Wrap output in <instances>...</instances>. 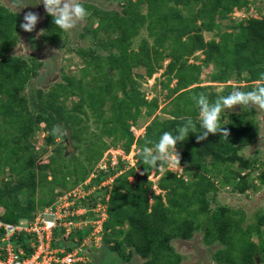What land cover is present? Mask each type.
Wrapping results in <instances>:
<instances>
[{"label":"trees","instance_id":"16d2710c","mask_svg":"<svg viewBox=\"0 0 264 264\" xmlns=\"http://www.w3.org/2000/svg\"><path fill=\"white\" fill-rule=\"evenodd\" d=\"M107 1L116 2L120 11L82 3L89 14L80 38H88L91 46L78 48L76 55L83 60L84 75L90 67L98 75L89 79L92 85L88 86L89 80L85 83L65 78V84L57 88H31L28 96L22 92L42 64L7 54L16 45L22 17L0 4V207L3 209L0 221L3 223L31 221L38 210L54 202V197L36 201L39 186L50 184L52 192L54 188L70 190L86 181L109 146L102 137L110 138V145L120 143L128 153L133 145L137 152L142 149L145 139L152 140L154 145L163 132L182 126L186 117L193 119L197 133L202 131L199 108L192 96L203 92L210 101L220 96L212 85H201L204 69L212 70L206 82L224 86L234 82L237 84L234 88L242 91L255 88L264 73V15L248 17L224 29L220 24L234 11H247L252 0ZM48 19L45 30L50 35L44 41L57 46L65 32L54 24L52 16ZM141 31L147 35L139 39L134 49L133 40ZM204 33H212L213 38L205 40ZM99 51L105 54L104 59ZM190 59L193 63H189ZM165 61L168 62L162 74L164 80L159 84L166 91V108H162L166 116L159 118L155 115L159 109L157 98L147 100L140 85L162 69ZM137 69L144 72L138 73ZM229 93L228 90L224 95ZM69 94L78 97L70 107L66 105ZM108 102L109 117L105 110ZM90 116L100 123V129L84 142L81 123ZM141 116L151 120L144 126V132L136 135L131 128ZM219 122L229 130L228 140L221 139L219 134H209L206 140L197 142L196 134L189 133L185 141L177 143L180 174L168 169L167 164L164 171L152 170L135 155L134 166L106 187L107 219L103 224L102 245L125 262L138 255L145 259L143 264H181L182 258L171 241H188L201 232L205 247L216 243L220 246L212 256L217 264L254 262L264 244L260 230L264 217L243 226V211L225 206L212 209L211 204L222 186H230L238 194L255 191L256 183L264 187V170L258 173L255 183L245 173L257 170L256 160L240 153L252 146L258 135L256 111L252 107L239 113L225 110ZM41 124L52 137H60L56 126L70 130L72 140L85 147L83 159L72 155L74 166L63 169L59 179L56 173L61 163H68L60 151L58 156L56 153L45 164L36 166L31 139ZM82 161L90 168L86 169ZM121 167L122 163L115 169L99 171L92 183L100 184ZM151 174L155 182L148 179ZM129 177L134 179L133 183ZM87 234L88 229H81L72 237H77L79 243ZM253 235L259 243L252 239ZM2 236L0 229V239ZM57 237L61 244L65 243L58 231L54 232V242ZM29 241L30 236L23 234L12 242L30 254ZM126 248L133 251L126 252Z\"/></svg>","mask_w":264,"mask_h":264},{"label":"rangeland","instance_id":"374dc122","mask_svg":"<svg viewBox=\"0 0 264 264\" xmlns=\"http://www.w3.org/2000/svg\"><path fill=\"white\" fill-rule=\"evenodd\" d=\"M81 3H90L94 4L98 8L102 9H108V10H116L120 11L119 5L114 2L111 3L107 0H80ZM23 3L27 4L25 8L20 9L17 6L16 0H0V4L6 7L9 11L14 13H19L22 17L23 22V16L25 12L32 11L39 15L38 23L36 24L34 30L32 32H25L20 28L18 33V39L16 42V45L12 47L8 51L9 56L18 57L21 59H24L28 61L29 63L31 60H36V62H40L42 64V67L38 70L37 76L32 79L29 84L25 87V90L22 92L23 95L28 96L31 93V88L36 89H52L57 88L59 84H65V78H71L74 80H83V82L87 83V81L91 77H98V75H95L94 70L92 67H90V70L84 75V63L81 58L76 55L77 49L82 48L86 49L91 46V42L88 38L81 39L80 35L84 30L85 21L78 22L76 27L73 28L70 31H64V39L57 45V46H51L47 45V43L44 41L45 36L50 35V31L45 30V24H48V16H51L46 13L44 6L42 3H40V0H23ZM264 15V0H252L247 11H234L227 20H223L220 22L223 29L225 26H233L234 24L238 23L240 20L246 19L248 17H255L258 18L260 16ZM95 25V24H94ZM147 33L145 31H141L140 36L133 40L132 47L135 49L138 41L141 37H146ZM205 40H210L213 38L212 33H204L203 34ZM23 44L25 48L23 47ZM101 52V51H99ZM101 58H105V54L103 52L99 53ZM102 54V55H101ZM199 58H202L200 56ZM168 61L163 62L162 69L158 70L151 78H145L141 81L140 90L145 95L147 100H150L152 98H157L159 103V109L155 112V115L159 118H163L166 115L162 113V108H166L165 105L167 101L165 100V94L166 91L161 90L160 88V82L164 80V77H162V74L164 72L165 66ZM189 63H193V60L190 59ZM138 73L144 72L142 69L136 70ZM212 70L207 69L202 72L201 76V85H212L213 90L222 96L224 95L228 90L231 92L235 85H237L234 82H230L228 86H224L222 84L217 83H208L207 76L209 72ZM90 81V80H89ZM88 81V82H89ZM174 82L172 83L173 86ZM92 85L91 81L88 83V86ZM241 87H243L244 84H239ZM238 88V87H235ZM234 88V89H235ZM120 94V93H119ZM68 100L66 101V105L68 107L72 106L73 103H75L78 100V97L68 95ZM119 98H121V94L119 95ZM110 104L107 103L105 110H106V116H110L109 111ZM234 107H238V109L234 110ZM248 107H242L239 105L233 106L232 109H229L231 112L239 113L246 109ZM256 111V120L258 124V135L256 137V140L254 144L250 147L244 148L241 150V154L245 156V158L249 159H255L257 170L255 171H248L245 174H249L251 179H254V182L256 183V176L259 172L264 170V110H260L259 108L252 107ZM90 114V113H89ZM82 117V115H81ZM89 120H84L81 123V127L84 130V133L81 135L84 142H88L92 139L93 134H97L100 129V123H96L95 119L91 116L89 117ZM151 120V118H147L145 116H141V118L138 119L136 125L133 127V129L137 130L135 131L136 134H139L140 130H143L144 126L148 124V122ZM44 125H40V129L35 133V136L33 139H31V142L33 144V151L35 154V162L36 166L40 164H45L50 157L58 156V152L60 151V154L63 156L64 162H68L66 164L61 163L59 171L56 173L57 178L59 179L61 177V174L74 166V160L70 158L72 155L78 156L81 160L83 159L84 154V146L78 145L74 140H72L69 144H65L64 141L60 137L50 136L49 133L43 129ZM67 129H63L61 126H56L55 131L56 134L59 135L60 132H65ZM70 131V130H69ZM4 132V131H1ZM144 132V131H143ZM71 135V132H70ZM60 136V135H59ZM50 137V142H46V139ZM102 140L108 144V148L103 151V154L100 158V160H104L106 162V172L108 169H115L119 166L120 163H122L121 169H118L116 174L114 176L109 177L106 182H104V185L99 187L98 184H93L92 181L96 178L97 173L100 171L97 169L98 164H96L91 169V174L88 176L86 181L89 182L88 186H83V183L75 186L74 188L70 190H63L59 188H54L51 192V185L50 184H44L42 186H39L37 188L35 199L36 201H48L51 197H54V202L60 200H64L65 198H68V195L73 194H87L88 192H92L90 197H98L100 195L96 196V193L93 194L94 190L95 192H98L101 194V198H108V193L105 191L106 187L109 188L113 179L127 170L130 167H133L135 164V160L133 159L131 155H128L131 151L129 150L128 153H125L120 143L110 145L111 139L107 137H102ZM67 146L72 147L73 149H66ZM135 154L137 151H135ZM59 160H61L60 157H58ZM133 159V160H132ZM99 160V161H100ZM83 162V161H82ZM83 164L86 166V169L90 168L87 166V163L84 161ZM121 166V165H120ZM168 169L171 171L180 174L181 168L175 167L171 165L170 163L167 164ZM64 169V171H62ZM109 171V170H108ZM137 174L142 176L143 173L140 171H137ZM5 175V174H4ZM46 175H50L48 171H46ZM94 175V177H93ZM6 177V176H4ZM75 177V176H74ZM92 177V178H91ZM51 176H48V180H51ZM91 178V179H90ZM94 178V179H93ZM149 180L155 182L156 178L153 177L151 174L148 177ZM73 178H70V183L72 182ZM129 182L133 183L134 179L132 177L128 178ZM52 181V180H51ZM257 186L255 191H247L244 194H238L231 190L230 186L221 187L220 190L217 193V196L215 197V201L211 204L212 209H216L218 206H225L233 211H243L245 214V222L246 224H255L258 220L257 215L263 214L264 215V187L260 186L258 183L255 184ZM68 189V188H67ZM156 192V188H153ZM64 192V193H63ZM65 197V198H64ZM89 197V198H90ZM98 200V198H96ZM107 204V202L105 203ZM93 206V205H92ZM1 209V208H0ZM261 210V212L259 211ZM263 234L262 238L264 239V226L260 229ZM202 234L201 232H197L194 234L193 238L191 239L190 243H182L180 241V244L183 246L184 254L186 255L183 257L184 264H217L215 261H213L212 256L213 253L220 248V246L216 243L212 246L205 247L201 243ZM252 239L255 242H259L256 238V235H253ZM103 245L101 244L102 248ZM181 247V246H180ZM181 247V249H182ZM93 249L94 247H88ZM98 248V249H100ZM264 248V244L261 245V249ZM104 249V247H103ZM100 249L102 252V255L97 257L89 256V262L88 264H128L122 262L118 256L115 254L105 252V250ZM95 250V249H93ZM97 250V249H96ZM103 250V251H102ZM126 250H131V248H126ZM99 252V251H98ZM105 252V253H104ZM97 254V253H95ZM94 257V258H93ZM133 264V262L131 263Z\"/></svg>","mask_w":264,"mask_h":264},{"label":"built area","instance_id":"2783aa9c","mask_svg":"<svg viewBox=\"0 0 264 264\" xmlns=\"http://www.w3.org/2000/svg\"><path fill=\"white\" fill-rule=\"evenodd\" d=\"M131 130L134 133L136 131L133 127ZM134 150L137 151L133 145L128 155L135 157ZM98 165L97 169L105 171L106 162L103 159ZM106 180L101 182L98 188L103 186ZM89 182H83V186H88ZM92 191L93 194L96 193L94 188ZM91 193L68 195L64 200L61 198L50 206L38 210L31 221L25 220L18 225L0 221V229L3 230L0 240V264H88L86 249L88 247L98 249L102 244L103 224L107 219L105 203L108 199L98 196L97 200L90 197ZM81 229H88V234L78 243L72 235ZM55 231L60 232L64 239L72 238L74 249L69 251L65 247L55 245ZM22 233L31 237L30 254L12 242L13 238Z\"/></svg>","mask_w":264,"mask_h":264},{"label":"clouds","instance_id":"9594fccd","mask_svg":"<svg viewBox=\"0 0 264 264\" xmlns=\"http://www.w3.org/2000/svg\"><path fill=\"white\" fill-rule=\"evenodd\" d=\"M17 6L22 9L27 6L23 0H16ZM47 14L53 17L54 24L63 31H70L78 22L86 19L88 11L80 0H40ZM39 15L28 11L24 13L20 28L25 32H32L38 23ZM23 47L25 48L24 44ZM199 108L200 127L203 129L197 133L196 124L191 117L184 118L182 126L174 131H165L159 140L154 143L145 139V146L136 155L140 157L143 165H148L152 170L164 171L166 164L180 167V153L176 149L178 142L187 139L189 133L196 134L197 142L206 140L209 134H219L221 139L228 140L229 130L220 124V115L233 106L256 107L264 110V73H261L256 82V87L250 91L233 89L228 95L217 97L210 101L208 95L200 92L192 96ZM147 145H153L149 147Z\"/></svg>","mask_w":264,"mask_h":264},{"label":"crops","instance_id":"0c3cea01","mask_svg":"<svg viewBox=\"0 0 264 264\" xmlns=\"http://www.w3.org/2000/svg\"><path fill=\"white\" fill-rule=\"evenodd\" d=\"M139 131H140V133L139 134H137V135H140V134H142L143 133V131H144V128H143V130H140V129H138ZM137 131V130H136ZM141 172V171H140ZM97 195H100L101 196V194L100 193H98V192H96V196ZM1 208V207H0ZM2 214H3V209L1 208L0 209V216H2ZM25 220H20L17 224H15V225H18L19 223H22V222H24ZM106 221V220H105ZM12 225V224H11ZM55 232H57V231H55ZM78 232H80V230L78 231ZM77 232V233H78ZM26 235V234H25ZM21 236H23V233L22 234H20L17 238H13V239H18L19 237H21ZM63 237V236H62ZM28 238H29V236H28ZM31 238V237H30ZM64 238V237H63ZM75 239H77V237H74ZM13 239H12V241H13ZM1 240V239H0ZM56 240L57 241H55V245H57V246H59V247H65L66 248V250H69V251H71V250H73L74 249V241H73V239L72 238H65V243L64 244H61L60 242H59V237H57L56 238ZM180 241L182 242V243H190L191 242V240H188V241H185V240H180V239H175V240H172L171 241V245H172V247H173V249H174V251L178 254V255H180L181 256V258H182V262H181V264H184L185 262H184V260H183V257H185L186 255L184 254V251H183V245L182 244H180ZM190 241V242H189ZM1 243V242H0ZM182 247V249H181V247ZM18 247V246H17ZM29 247L31 248V243H30V241H29ZM103 247H104V249H103ZM103 247L102 248H100V249H103V250H105V252H109V253H112V254H115L116 256H118V254L117 253H115V252H113V251H111V250H108L107 249V247L105 246V245H103ZM19 249H22V248H20V247H18ZM94 249V248H93ZM93 249H91V248H87L86 249V251H85V255H86V257L88 258V260H89V256H94V257H98L99 256V258H100V255H102V252H101V250L100 249H95V250H93ZM23 250V249H22ZM102 250V251H103ZM99 251V252H98ZM101 252V253H100ZM104 252V253H105ZM126 252H127V250H126ZM95 253H97V254H95ZM99 253H100V255H99ZM93 257V258H94ZM119 257V256H118ZM119 259L122 261V262H124V263H128V264H131L132 262H133V264H143L144 262H145V259H143V258H141L140 256H138V255H133L131 258H130V260L129 261H127V262H125V261H123L120 257H119Z\"/></svg>","mask_w":264,"mask_h":264},{"label":"water","instance_id":"95a60500","mask_svg":"<svg viewBox=\"0 0 264 264\" xmlns=\"http://www.w3.org/2000/svg\"><path fill=\"white\" fill-rule=\"evenodd\" d=\"M235 109L237 110L238 107H234V110ZM59 135H60V138L64 141L65 144H69L70 143V141H71V135H70V131L69 130H66L65 132H60ZM50 140H51V138L48 137L46 139V142H50ZM66 149L68 151V149H73V148L70 147V146H67Z\"/></svg>","mask_w":264,"mask_h":264},{"label":"flooded vegetation","instance_id":"af4514ba","mask_svg":"<svg viewBox=\"0 0 264 264\" xmlns=\"http://www.w3.org/2000/svg\"><path fill=\"white\" fill-rule=\"evenodd\" d=\"M259 211L261 212V210L259 209ZM264 211V210H263ZM258 216V218L259 217H264V215L263 214H258L257 215ZM264 226V224L262 225V226H260V229H261V227H263ZM256 238H257V236H256ZM258 240V239H257ZM259 241V240H258ZM259 243V242H258ZM255 258V259H254ZM253 259H254V262L253 263H251V264H264V248H262L261 250H260V252H259V254L258 255H255V257H254Z\"/></svg>","mask_w":264,"mask_h":264}]
</instances>
